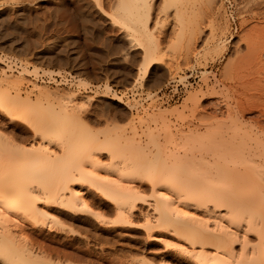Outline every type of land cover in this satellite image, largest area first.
Returning a JSON list of instances; mask_svg holds the SVG:
<instances>
[{"label": "bare ground", "instance_id": "obj_1", "mask_svg": "<svg viewBox=\"0 0 264 264\" xmlns=\"http://www.w3.org/2000/svg\"><path fill=\"white\" fill-rule=\"evenodd\" d=\"M100 1L97 0L98 8L103 10ZM116 2L120 12L114 21L112 19L111 21L130 30L129 35L133 37L131 40H136V46L138 45L142 49L141 66L133 84L143 87L145 79L155 64H165L166 62L164 54L166 51L160 45V40L157 42V38H155L157 35L154 36V30L150 26L151 10L155 1L116 0ZM212 2L214 1L166 0L167 5L165 4L167 12H169L168 9L174 8L175 24L182 26L179 32H184L188 27L184 28L183 26L187 21L185 17L190 13L199 11L198 15H195L200 16V20H210H207L209 24L206 23L211 28L210 34L205 39V49L204 52L202 51L204 66L208 60L213 59L225 48L228 38L224 33V29L228 25L222 23L221 26L218 23L221 20L217 21V16H214L216 13H212L214 10H209L212 7ZM201 4H204L205 8ZM203 14L206 18L202 16ZM195 15H190L192 19H189V23L186 22L191 24V27L187 28L190 32L189 42L187 41L189 45L185 48V53L183 52L182 56L187 60L191 53L190 47L193 45L191 43L196 40L197 34L201 35L202 23L205 22L199 20L195 22L194 19H197ZM155 23L157 24V22ZM155 26L154 28H156ZM246 34L248 35L246 37L248 50L253 46L255 48L249 53L256 55L259 53L256 52L259 47L264 46V28L260 27L254 33ZM255 44H258L256 45L258 49ZM178 57L180 58L179 55ZM260 59L259 61L262 60ZM9 68H11L10 65ZM38 70L37 67L31 70L26 68L16 76L4 72L2 73L4 76L0 78V113L11 120H18L29 125L33 133L32 139L18 140L19 135H16L18 138L15 135L10 137L0 131V264L44 263L46 257L42 261L41 259L44 257L42 258L41 254L39 256L35 252L37 246L35 244L39 242L38 238L33 237V241L37 239L34 241L36 242L34 243L35 247L29 245L32 241L28 242L31 235L28 228L47 225L45 219L49 217L54 219V222L53 219L51 220L52 223L59 224L61 217L55 216L53 207L66 210L67 215L68 211L78 212L79 210L82 212L84 210L87 211L86 213L96 215L101 224L109 223L105 219L106 217L95 212L89 205L90 202L88 203V200L84 199V190L73 189L74 184L87 185L99 193L103 199L114 204L116 218L113 221L115 224H131L130 216L139 207L140 200L141 203L143 200V197L138 194L137 188L134 187L135 180H146L153 184V188H151L154 191V201L151 207L155 215L150 213L145 215L144 224L146 226H143L149 230L152 229L151 231L154 228L167 229L168 232L172 231L173 234L176 233L178 237L183 238L191 248L179 245L177 251L181 256H185L196 264H264V127L261 123L257 124L258 122L255 125L244 121V116L242 117L240 114L244 115L247 108L244 107L245 105H239L240 107L235 110L228 109V115L224 117L226 120L217 116L215 117L218 119L215 120L212 115L202 112L197 117L199 123L184 131L176 127L173 128L172 121L166 119V114L172 108L170 110L162 109L158 112L146 111L145 115H141L139 118L137 116V118L141 124L146 123L147 119L154 121L158 133H154L153 126L147 125L143 130L148 138V141L143 143L145 145L138 140L140 138L137 139L138 136H141L138 135L137 126L133 122L134 118H131L130 128L121 131L122 133L117 136L119 140L117 145L113 142L111 133L104 137L107 142L112 138V146L115 145V148L111 149L113 150L112 158L110 157L109 164L104 167L107 169L110 167L112 169L110 172L113 171L117 178H105L104 175L103 178L102 174H99L101 169L99 171L97 167L104 161L101 160V156L97 155L98 153L96 154V151L107 149L105 144L100 142V146L97 148L95 145H91L89 151L83 156L75 157V154L72 153L79 150L75 148L77 140L72 141L62 133L69 125L77 123L80 119V114L77 113L78 110L75 106L76 94L73 92L60 94L41 86H38L35 94L24 93L23 74L27 72L37 76ZM78 81L80 86L88 84L82 80ZM258 88L260 92H257L260 94H257L258 97L252 96L251 93L249 95L251 94L255 100L258 98V101L256 100L258 104L262 103L264 106V86ZM106 89L107 92L111 91V87L108 85ZM209 89L212 90L209 92L211 94L217 92L215 86ZM201 92L199 93H204ZM199 93L191 92L188 99L185 100L187 102L196 101L195 105L197 106L202 101L198 100L202 98L198 97ZM246 96L248 95L246 94ZM254 99L251 102L248 101L249 104H252ZM256 101L253 104L254 107L256 106L255 108L258 107V104H255ZM249 104L246 105L249 107ZM125 105L131 107L130 109L134 106L128 102ZM186 106L187 104H184L182 108L184 109ZM174 108L175 110L172 111L177 113L178 108ZM188 108L190 110V107ZM197 108L199 107L197 106ZM183 109H180L181 112ZM202 109L206 111L207 107L203 106ZM194 110L193 112H195ZM171 113L173 114V112ZM178 116L180 119V113ZM38 137L40 140L37 139ZM55 141H58V146H56L62 148V152L59 150L60 153H58L57 150H53ZM51 145L53 146L51 147ZM103 164L105 165V162ZM242 185L243 187L250 185V187L246 186L245 192L242 190L244 189L241 187ZM235 187L238 191L242 190V193H247V196L241 192L240 194ZM163 188L167 191L161 192L160 189ZM253 201H256L255 205H253ZM41 204L42 206L44 204L46 208H42ZM251 205L254 206V209L257 207L254 212H252ZM258 215L260 216L259 221L256 219ZM242 231L243 238L240 235ZM251 232L259 237H257L258 244L252 246L253 249L250 247L251 245L248 246L252 242L246 237ZM39 243L41 244V242ZM235 243L242 245L239 246L241 250L236 251ZM30 244L33 245V243ZM42 249L38 252H41ZM46 261L45 263H47ZM164 261L161 264H170V262Z\"/></svg>", "mask_w": 264, "mask_h": 264}, {"label": "rangeland", "instance_id": "obj_2", "mask_svg": "<svg viewBox=\"0 0 264 264\" xmlns=\"http://www.w3.org/2000/svg\"><path fill=\"white\" fill-rule=\"evenodd\" d=\"M154 1L150 26L154 30V36L157 35L155 36L157 42L160 40V45L166 51H164L166 62L155 64L145 79L143 87H140L139 84L133 83L141 66L142 49L136 46V40H131L133 37L129 35L130 30L111 21V19L114 21L120 12L116 0H101L103 10L98 8L97 0H0V78L4 76L2 74L4 72L16 76L26 68L31 70L37 67L39 68L37 76L27 72L23 74L24 93L35 94L38 86L60 94L75 93L77 98L75 106L80 119L77 123L69 125L62 133L72 141L77 140L75 148L79 150L72 153L75 157L83 156L89 151L91 145L97 148L100 142L110 149L100 150L103 154L96 151V154L98 153L97 155L101 156V160L105 162V165L103 162L101 167H97L98 170L101 169L99 174H102V177L104 175L105 178H117L113 171L110 172L112 170L110 167L107 169L104 166H107L112 158L113 150L111 149L115 148V145L112 146L113 142L116 145L119 142L117 136L122 133L121 131L130 128L131 118H134L133 122L137 126L138 135L141 136L137 139L140 138L138 140L142 141V144L148 141L146 134L143 133L147 125L153 126L154 133H158L154 121L147 119L150 123L146 121L147 124H141L138 119L139 116L145 115L146 111L158 112L162 109L178 108V114L171 110L166 114V119L172 121L173 128L184 131L199 123L197 117L202 112L212 115L215 120L217 117L223 120L228 115V109L235 110L245 105L244 107L247 108L244 115L240 114L244 116V121L255 125L258 122L257 124L261 123L264 127V113H261L264 112V108L262 110L264 106L260 102L258 104V98L257 101L254 99L258 97L257 94L260 95L258 87L264 86V46L261 45L262 47L258 49L256 46L258 44H255L258 49L256 52L259 53L252 55L249 51L254 46L248 50V43H246L248 42L246 33H254L260 27L264 28V0H213L212 9L209 10H214L212 13H216L214 16H217V21L221 20L218 22L221 26L228 25L224 29L228 38L225 48L213 59L208 60L205 66L202 54L205 49V39L211 29L207 26L210 20L205 19V13L202 15L205 20H200L201 17L195 15H198L199 11L185 17L187 23L190 18L192 19L190 15L193 14L197 18L194 19L195 22L205 21L202 23L203 26L201 25V35L197 34L196 40L191 43L193 45H190L191 53L187 60L182 56L189 45L187 43L190 32L187 28H190L191 24L185 22L183 27H188L184 32H179L182 26L175 24L174 8L168 9L169 12H167L166 0L165 3L164 0ZM258 56H262V60L259 57L261 61ZM14 64L17 66L12 67ZM78 80L88 82L87 86H80ZM107 85L111 87V91L107 92ZM212 86H215L216 93H209L212 91L209 89ZM200 90L204 93L201 94ZM191 92H201L198 97L202 98L198 100L202 101L200 103L197 101L199 104L196 103L199 108L195 105L196 101L185 100ZM249 93L254 97H251ZM248 97L253 98L256 101L255 104L260 107L255 108L254 101L249 104L253 99ZM247 99H250L248 100L250 102ZM127 102L131 106L134 105L132 109L125 105ZM184 104H187L190 110L187 106L183 109ZM246 104H249V107ZM203 106L207 107L206 111L202 109ZM180 109L184 111L181 112ZM191 110L195 111L193 113L196 116ZM182 114H185V119ZM0 131L10 137L15 135L18 138L19 135L18 140L32 139L33 135L29 125L18 120H11L1 113ZM108 133L113 135V142H111L112 138L108 139L109 142L104 138ZM37 139L40 140L39 137ZM57 143L58 141L53 142L55 145L51 147L53 146L55 148L53 150L60 153L63 150L57 147ZM66 160L69 159L66 158ZM81 184H74V188L72 186L71 188L84 190V199L90 202L89 205L95 212L106 217L109 223L101 224L96 215L86 213L87 211L84 210V212L68 211L67 215L66 210L63 211L55 206L58 208H56L57 211L53 207L55 213L53 210L52 212L55 216L61 217L59 224L52 223V217L45 219L47 225L31 227L28 224V227L30 226L28 230L31 232L28 242L31 240L30 243H33L29 245L34 246L36 238L41 244L44 243L41 245L37 242L36 251L33 248L39 256L41 254L42 258L44 257L42 261L46 257L47 263L44 261L43 264L48 262L49 264L51 262L55 264L58 262L59 264H161L164 260L170 264H196L177 251L179 245L191 248L183 238L178 237L176 233L173 234L172 231L168 232L167 229L154 228L151 231L152 229L145 227V215L148 213L155 215L151 207L154 201L151 182L134 181V187L137 188L143 200L142 203L140 200L139 207L132 212L130 216L132 220L129 219L132 221L131 224L123 223L124 225L115 224L113 221L116 218L114 204L103 199L93 188ZM246 186L250 187V185ZM246 186L242 185L244 189H241L245 191ZM164 189H160L161 192L167 191ZM242 190L238 192L242 193ZM245 192L243 193L247 196ZM252 203L255 205L256 201ZM40 206L45 207L44 204ZM250 207L253 208L252 212L257 209L256 206L255 209L252 205ZM259 215L256 216L257 220L260 219ZM52 221L54 222V219ZM241 234L244 235L243 231ZM249 234L246 237L252 243L248 246L251 245L253 249L252 246L257 245L259 239L257 240V234L253 232ZM242 235L241 238H243ZM33 237H36V240L33 241ZM238 243L234 245L236 251L241 250L239 249L241 244L238 245ZM38 246L39 248L43 246L44 249L40 248L42 251L38 252L40 251Z\"/></svg>", "mask_w": 264, "mask_h": 264}, {"label": "built area", "instance_id": "obj_3", "mask_svg": "<svg viewBox=\"0 0 264 264\" xmlns=\"http://www.w3.org/2000/svg\"><path fill=\"white\" fill-rule=\"evenodd\" d=\"M15 66H17V65L14 64L13 67H15Z\"/></svg>", "mask_w": 264, "mask_h": 264}]
</instances>
